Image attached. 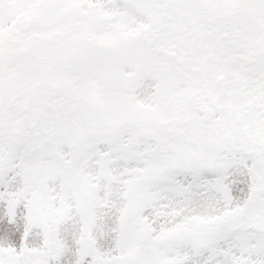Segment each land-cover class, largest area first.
<instances>
[{"label": "snow or ice", "instance_id": "obj_1", "mask_svg": "<svg viewBox=\"0 0 264 264\" xmlns=\"http://www.w3.org/2000/svg\"><path fill=\"white\" fill-rule=\"evenodd\" d=\"M0 264H264V0H0Z\"/></svg>", "mask_w": 264, "mask_h": 264}]
</instances>
